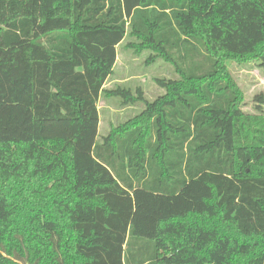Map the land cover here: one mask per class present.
I'll return each instance as SVG.
<instances>
[{
    "label": "trees",
    "instance_id": "1",
    "mask_svg": "<svg viewBox=\"0 0 264 264\" xmlns=\"http://www.w3.org/2000/svg\"><path fill=\"white\" fill-rule=\"evenodd\" d=\"M179 80L106 90L126 37ZM264 0H0V264H264ZM145 109L97 141L101 95Z\"/></svg>",
    "mask_w": 264,
    "mask_h": 264
},
{
    "label": "rangeland",
    "instance_id": "2",
    "mask_svg": "<svg viewBox=\"0 0 264 264\" xmlns=\"http://www.w3.org/2000/svg\"><path fill=\"white\" fill-rule=\"evenodd\" d=\"M130 43H138L134 38L127 36L125 41L118 47L117 63L113 74L105 84L106 90L117 88L129 89L134 95L141 90L145 100L154 102L158 97L165 94L156 80H179L175 68L162 59H156L153 63H147L151 53L148 51L137 54L128 47ZM231 76L237 83L244 95L241 106L245 114L257 115L255 97L264 95V67L259 61L244 64L228 62ZM145 109L142 103L124 104L122 99L101 95L98 110L100 116L99 134L97 141L101 142L111 129L138 116ZM264 113V110H263Z\"/></svg>",
    "mask_w": 264,
    "mask_h": 264
}]
</instances>
